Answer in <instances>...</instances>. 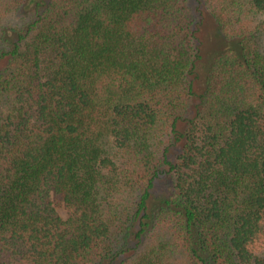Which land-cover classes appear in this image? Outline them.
<instances>
[{
    "label": "trees",
    "instance_id": "obj_1",
    "mask_svg": "<svg viewBox=\"0 0 264 264\" xmlns=\"http://www.w3.org/2000/svg\"><path fill=\"white\" fill-rule=\"evenodd\" d=\"M0 264H264V0H0Z\"/></svg>",
    "mask_w": 264,
    "mask_h": 264
},
{
    "label": "rangeland",
    "instance_id": "obj_2",
    "mask_svg": "<svg viewBox=\"0 0 264 264\" xmlns=\"http://www.w3.org/2000/svg\"><path fill=\"white\" fill-rule=\"evenodd\" d=\"M175 150H176V148H175ZM175 150H174V148H172V149H171V152L173 153ZM174 153H175V152H174ZM173 155H174V154H172L171 156L173 157ZM56 209H57L58 213H59L62 217H66V216H67V215H66V210L64 209V207H63L62 205L58 204V205L56 206Z\"/></svg>",
    "mask_w": 264,
    "mask_h": 264
}]
</instances>
